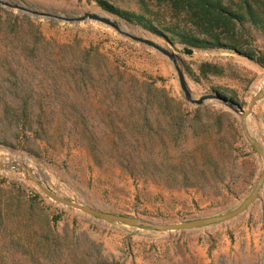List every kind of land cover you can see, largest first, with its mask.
<instances>
[{"label":"rangeland","instance_id":"374dc122","mask_svg":"<svg viewBox=\"0 0 264 264\" xmlns=\"http://www.w3.org/2000/svg\"><path fill=\"white\" fill-rule=\"evenodd\" d=\"M13 1L65 14L104 13L122 22L124 29L170 47L163 37L125 22L94 0ZM107 1L122 9L144 12L162 23L168 19L167 9L156 0ZM34 18L46 39L92 47L97 55L92 51L93 59L89 57L86 63H108L111 70L117 67L122 72L120 80L125 84L133 75L183 101L185 109L172 112L181 113L184 126L176 134L168 113L155 107L146 111L152 131L129 134L127 126L133 118L129 119L125 100L114 103L113 95L75 91L79 84L69 76L54 78L34 65L9 70L0 64V81L16 79L14 69L20 81L45 83L54 78L61 90L58 98L52 92L53 97L45 98L50 134L47 142L26 143L36 154L21 145L0 143V162L21 161L63 197L161 223L221 214L249 194L262 159L245 138L236 113L214 100L200 106L189 103L166 56L110 26L95 21L66 23ZM250 35L257 54L264 57V32L252 30ZM173 41L178 49L184 46ZM192 49L191 54L177 52L183 70L189 66L197 72L205 61L223 68L221 74L198 81L184 70L192 95L215 90L245 107L264 80V65L232 51ZM76 61L83 63L80 56ZM223 111L230 113L231 120L219 115ZM143 118L141 115L139 125ZM248 124L250 133L264 143V97L254 106ZM117 132L122 135L116 138ZM90 134L99 148L94 156L89 149ZM129 152L130 159L139 163L140 177H133L124 168ZM194 167L203 171L198 186H181L183 173L195 179L198 173ZM18 196L20 200L34 198L38 204L30 213H17L8 200L13 198L15 204ZM0 206L4 217L0 219V264H264V185L260 198L240 214L223 222L172 232L134 229L59 204L47 198L22 171L0 170Z\"/></svg>","mask_w":264,"mask_h":264},{"label":"trees","instance_id":"16d2710c","mask_svg":"<svg viewBox=\"0 0 264 264\" xmlns=\"http://www.w3.org/2000/svg\"><path fill=\"white\" fill-rule=\"evenodd\" d=\"M94 1L125 22L140 26L163 38L176 40L184 46L203 50L232 51L264 65V57L257 54V50L252 45L254 37L252 39L250 35L252 30L264 32V0H156L163 4L168 12V19L163 23L147 16L144 12L122 9L110 4L107 0ZM92 51L97 55L92 47L81 48L80 45L46 39L34 17L0 6V64L2 67L10 70L13 66L34 65L44 73L50 74L51 77L53 75L54 78L59 75L69 76L74 83L79 84L75 91L82 90L85 94L94 95L97 93L113 95L114 103L125 100V109L131 116L129 119L133 118L127 126L129 134L140 131L149 134L153 125L146 111L157 107L168 113L170 126L179 135L184 126L182 115L174 114L172 111L184 110L183 101L168 95L164 89L157 88L151 83L140 82L133 75L127 78L129 84H125L120 80L123 77L122 72L119 73L117 67L111 70L108 63H86L89 57L93 59L90 55ZM79 56L83 63H77L76 59ZM12 70V75H15L16 79L0 81V143L16 147L21 145L32 154H36L35 150L28 148V145L36 144L38 141L47 142L50 138L45 98H51L54 95L58 98L61 94L60 82L54 81V78L51 82L45 83L20 81L16 77L19 73ZM184 70L197 81L200 77L206 78L208 75H219L223 72L221 65L207 61L198 65L197 72L189 66H186ZM96 75L99 78L95 80ZM48 88L50 89L47 91ZM51 92L54 95L51 96ZM78 113L83 116V113L79 111ZM141 115L142 118L147 117V119L143 118L142 125H139L138 120ZM219 115L231 120L230 113L227 111ZM84 130L90 131L87 127ZM121 135L118 132L114 134L116 138ZM87 138L92 142L89 149L94 156L99 150L94 143V135H87ZM130 157V152L125 154L128 163L124 168L133 177H140L142 174L139 163L134 162ZM193 170L198 173L194 175L195 179L190 180L183 173L181 186H198L203 171L196 167ZM16 200L14 204L11 198L8 204L13 205L17 213L19 211L24 215L31 212L34 204H38L31 197L20 200L18 196ZM2 215L0 206V219L4 218Z\"/></svg>","mask_w":264,"mask_h":264},{"label":"water","instance_id":"95a60500","mask_svg":"<svg viewBox=\"0 0 264 264\" xmlns=\"http://www.w3.org/2000/svg\"><path fill=\"white\" fill-rule=\"evenodd\" d=\"M0 6L13 10L15 9L17 11L27 13L34 17L50 19L59 22L79 23V22L95 21L100 24L110 26L120 34L136 42H139L141 44H144L146 46L155 49L160 54L166 56L172 62V65L174 67V70L178 78L180 88L184 94L185 99L189 103L196 106H200L205 104L207 101L214 100L226 106L227 108H229L231 111H233L239 116L240 126L245 138L247 139L249 144L260 154L262 159V167L252 189L250 190L249 194L243 199V201L233 209L228 210L221 214L208 215L204 217L192 218L189 220L178 221V222H164V223L155 222L139 216L119 214V213L99 210L97 208L72 200L68 197H63L61 195H58L57 193L53 192L49 187H47L32 172V170L28 166H26L24 163L21 162L19 163L16 161H1L0 170L22 171L25 175V178L32 181L47 198L59 204L79 210L81 212L89 214L92 217L107 222L117 223L119 225L128 226L134 229L151 230L153 232H172L179 230H188V229H194V228L204 227L207 225L223 222L240 214L241 212L246 210L248 206H250L255 200L260 198V191L264 185V143L261 140H259L256 136L250 133L248 117L253 112V108L257 104V102L264 97V80L262 81L260 87L254 93L251 94L250 99L245 107H243L237 101L215 90L210 92H205L199 95L198 97H194L188 86L185 73L181 65V60L177 53V52H182L185 54H191L193 51L191 47L183 46L181 49H178L175 42L168 38H164V39L168 42L170 47L169 48L164 47L161 44L151 39H148L144 36L135 35L126 30H123L122 28H120V24L117 20L112 19L110 16L106 14H99L97 12L86 11L80 14H72V13L65 14L56 11L41 10L13 0H0Z\"/></svg>","mask_w":264,"mask_h":264},{"label":"bare ground","instance_id":"6f19581e","mask_svg":"<svg viewBox=\"0 0 264 264\" xmlns=\"http://www.w3.org/2000/svg\"><path fill=\"white\" fill-rule=\"evenodd\" d=\"M98 13V12H97ZM99 14H104V13H99ZM111 17V16H110ZM112 19H115V18H113V17H111ZM115 20H117V19H115ZM118 22H119V24H120V28H122L123 30H126V29H124L123 27H122V22H120L119 20H117ZM126 31H128V30H126ZM128 32H130V33H132V34H135V35H139V34H136V33H133V32H131V31H128ZM142 36V35H141ZM18 162H21V161H18Z\"/></svg>","mask_w":264,"mask_h":264}]
</instances>
